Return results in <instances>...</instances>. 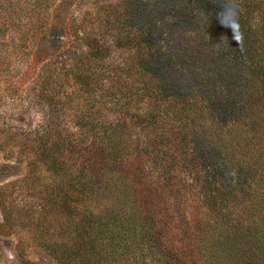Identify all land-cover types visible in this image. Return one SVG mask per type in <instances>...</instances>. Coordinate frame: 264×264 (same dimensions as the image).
Here are the masks:
<instances>
[{"label":"rangeland","instance_id":"obj_1","mask_svg":"<svg viewBox=\"0 0 264 264\" xmlns=\"http://www.w3.org/2000/svg\"><path fill=\"white\" fill-rule=\"evenodd\" d=\"M229 5L220 22L211 20V30L203 20L210 7L198 0H0V264H99L87 243L93 236L94 217L116 207L106 220L128 219L134 203L144 197L145 185L151 189L153 200L148 199L167 229L168 241L187 250L196 264H234L232 256L216 245L218 230L209 226L214 233L201 234L204 217L194 215L201 203L199 189L193 191L198 197L184 196L185 183H195L194 176L186 174L192 169L180 165L181 192L168 194L152 183L158 176L142 174L138 163L143 150L151 155V174L159 170L156 156L145 145L156 135L167 141L168 133L182 130L185 144L194 150L196 145L203 148L209 136L215 141L223 116L209 112L216 106L212 100L216 94L230 98L237 90L249 89L232 83L220 66L206 72L188 62L186 67L173 63L166 76L178 77V82L165 89L159 82L145 85L134 67L140 55L134 51L141 41L151 45L146 47L154 54L169 49L181 52L183 47L198 52V61L212 62L217 37L225 28L234 37L239 29L234 20L242 21L248 10L245 0H231ZM181 9L191 19L187 27L176 26ZM251 12L252 23H258L260 12L257 8ZM244 21L249 23L248 18ZM93 39L100 49L98 56L92 53ZM184 69L193 75L191 86ZM251 89L261 91L259 85ZM189 92L196 95L188 105L199 108L192 114L185 111ZM149 109L159 113L157 120L151 117L150 122L145 115ZM245 116L238 114L234 120L250 122ZM262 120L250 122L260 131L242 135L246 141L254 137L244 153L260 167L264 165ZM202 121L207 123L206 131L200 128ZM234 138H239L238 133ZM158 148L172 152L174 145L160 143ZM178 151L173 153L182 156ZM92 166L103 174L97 194L84 192L77 177L82 174L87 179ZM254 178L248 189L255 191L254 202L264 211V177L257 182ZM199 209L207 221L205 209ZM234 233L232 242L240 246L242 232ZM111 264L131 263L123 256Z\"/></svg>","mask_w":264,"mask_h":264},{"label":"trees","instance_id":"obj_2","mask_svg":"<svg viewBox=\"0 0 264 264\" xmlns=\"http://www.w3.org/2000/svg\"><path fill=\"white\" fill-rule=\"evenodd\" d=\"M186 1L188 3L193 2V0ZM198 1L201 5L210 7V10L204 13L203 20L207 28L211 30L212 28L209 27L212 23L211 20L216 19V22L217 20L220 22L223 16L222 13L226 8L225 5L227 4V8L231 6L229 5L231 0ZM245 1L248 3L247 13L244 14L242 21L234 20L233 24L239 29L234 33V37H231V33H229L227 28H225L226 32L223 31V35L217 37L216 47H213V52L210 54L211 58H209L212 62L208 61V59L198 61L196 59L198 52L194 50L186 52L183 47L180 50L181 52L174 51L170 53L169 49L165 52L154 54L148 52V47L146 46L149 45H147V42H138L134 55L137 53L140 55L136 57L134 67L143 75L145 85L159 82L162 88H167L171 83L178 82V77L167 79L166 73L172 72L168 68H172L173 63L178 65L184 63L183 67H186L188 62L189 65L202 66L206 72L216 66H220L221 68L218 69H222L225 73L224 76L230 77L229 79L230 81L232 80V83L234 82L235 85L240 83V85L250 90H237L239 93L237 92L236 97L230 96V98L228 95L218 96L216 94V97L212 100L216 106L209 108V112L213 116L219 114L223 118L221 125L217 126L216 133L219 131V134L215 141H211L212 136H209L203 148L200 145H196L197 147L195 148L197 150H194L187 143L185 144L186 133H183L182 130L168 133L167 141H159L158 138H162L164 135H156L145 145L147 150H151L150 154L156 156L155 159L159 165V170L154 169V175L151 174L149 165L151 155H146L143 150L141 151L142 154H140L141 158L138 164L141 166L142 174L148 177L158 176L157 178H152V183L155 186L162 187L161 192L164 190L168 194L179 191L183 184L181 181H184V174L182 176V173H179L180 165L190 167L192 170L187 171L188 173L186 174H192L195 183L188 185L185 183L184 196L192 198V194H195L198 197V193L193 191L196 188L199 189L200 198L198 202L201 203L198 211L195 210L194 215H197L196 218H199V216L204 217L200 225L202 226L200 230L201 234H203L202 236L210 237V234L218 230L217 238L220 243L216 245L222 247L227 255L232 256L234 264H243L245 261L247 264H264V211L259 203L254 202L257 197L255 191L248 189V184L254 178L251 173L258 174L259 177L256 176L254 178L256 182L264 177V165L261 164L260 167L259 163L255 165L251 160L245 158L247 153H244V149L251 148V139H254V137L246 141L244 138H248L242 136L245 131L248 132L247 130H253L250 132L254 134L257 133V130H261V128L258 129L251 126V119L263 117L262 121L264 122V53H261V50L264 52V0H257L260 2L256 0ZM254 8H257L260 12L258 23H252L251 17L254 13H248ZM181 10L182 12H178L179 16L176 26L187 27L189 26L188 24H191V19L184 15L183 9ZM245 18H248L249 23L244 21ZM197 22L202 23L200 19ZM216 22L214 25L218 26L219 23L216 24ZM228 23L232 24L233 22ZM239 24L240 26H238ZM245 24H247V28ZM90 45L93 48L92 53L98 56L100 49L94 39ZM213 53H217V56L213 55ZM183 74L184 78L188 77L187 82L189 84L187 86L195 83L191 71H185L184 69ZM164 79H166L165 82ZM254 85L261 87L259 93L251 89ZM185 93H188V91ZM195 95L196 92H189V100L185 103V111L188 114H192V111H199V108L193 109L191 105H188L191 98H194ZM202 95L209 100L206 97V93ZM199 96L200 99H204L203 96ZM197 97L194 99L195 102ZM238 114L246 115L245 117L250 118V122L244 121V123L239 124L234 120V116ZM145 115L149 117L150 122H152L151 117L155 120L159 118V113L151 109L145 111ZM203 123L204 121L201 122L200 128L206 131L207 123ZM260 126L262 127V125ZM235 130L239 135L238 139L234 138L237 134ZM160 143H164L169 147L174 145V150L172 149V152H170L169 150L159 149ZM173 151L180 152L182 156L174 154ZM90 171L87 179L82 174L77 177L80 181L79 183L83 186L84 192H96L97 194L99 189H102L103 174L100 169L93 168V166ZM148 188V185H145V188L142 189L144 192V197L140 200L142 205L140 201H138L141 205L139 207L137 202L134 203V213L130 214L128 219L118 221L111 216L110 220H106L108 219L106 214L110 211L111 214H115V211L118 210L116 207H112V210H104L103 214L94 217L95 220L92 225L94 229L91 231L93 236L90 235V241L87 243L90 245L91 254H94V258L99 261V264L102 259H104V264H111L113 260H119L123 256L131 264L197 263L196 258L192 259L187 250H181L176 241H168L167 229L163 221L157 217L159 215L154 213L153 206L148 199L153 200L151 189ZM171 207L173 208V206ZM199 208L205 209L208 216L207 221ZM252 208L253 212H249ZM208 211L216 212V215H210L207 213ZM239 219L242 221L240 224L237 221ZM209 226L213 227L214 232L210 231ZM235 230L236 233L238 231L242 232L241 238L243 241L240 246L232 242ZM228 233L230 234L226 236ZM114 235H118V237ZM198 239L200 238L198 237ZM206 246L211 248L209 243Z\"/></svg>","mask_w":264,"mask_h":264}]
</instances>
